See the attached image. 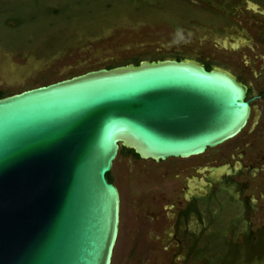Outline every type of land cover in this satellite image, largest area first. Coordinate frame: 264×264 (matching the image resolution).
Wrapping results in <instances>:
<instances>
[{
  "label": "rangeland",
  "instance_id": "374dc122",
  "mask_svg": "<svg viewBox=\"0 0 264 264\" xmlns=\"http://www.w3.org/2000/svg\"><path fill=\"white\" fill-rule=\"evenodd\" d=\"M176 55L227 71L255 97L240 132L201 154H116L110 264H264V0H0L6 93ZM210 193L208 209L221 212L220 221L201 227L191 214L175 224L185 198Z\"/></svg>",
  "mask_w": 264,
  "mask_h": 264
},
{
  "label": "water",
  "instance_id": "95a60500",
  "mask_svg": "<svg viewBox=\"0 0 264 264\" xmlns=\"http://www.w3.org/2000/svg\"><path fill=\"white\" fill-rule=\"evenodd\" d=\"M189 59L99 67L0 97V264H110L120 146L159 161L240 132L250 99Z\"/></svg>",
  "mask_w": 264,
  "mask_h": 264
},
{
  "label": "flooded vegetation",
  "instance_id": "af4514ba",
  "mask_svg": "<svg viewBox=\"0 0 264 264\" xmlns=\"http://www.w3.org/2000/svg\"><path fill=\"white\" fill-rule=\"evenodd\" d=\"M170 58H174V57H170ZM200 64H202V63H200ZM232 76L235 77L234 75H232ZM236 79L239 80L238 78H236ZM239 81H241V80H239ZM242 83H244V82H242ZM254 97H255V95H252V94L249 93V88L247 86L246 98L252 99ZM209 171H212V170H209ZM213 199L214 198L211 195V193L206 195V196H203V197H196V196L192 195L190 197L185 198V201H186L185 207L182 210L178 211V213L176 215V218H175L176 219L175 220V224L178 225L179 223H182L183 221H185L186 217L190 216L191 214H194V215L197 216V220L196 221L199 224H201L200 225L201 227H204L207 224H211V223L213 224L215 222L220 221L219 217H220L221 212L219 214L218 210H214L213 212H211L208 209V204H209L210 201H214L215 200V199L214 200ZM201 201H203V204H204L202 212L199 211V204H200ZM243 205H244L243 210L248 208L247 204L243 203ZM203 222H204V224H203ZM231 225H232V223H231Z\"/></svg>",
  "mask_w": 264,
  "mask_h": 264
},
{
  "label": "trees",
  "instance_id": "16d2710c",
  "mask_svg": "<svg viewBox=\"0 0 264 264\" xmlns=\"http://www.w3.org/2000/svg\"><path fill=\"white\" fill-rule=\"evenodd\" d=\"M35 9H32V11H35ZM60 10H62V9H57V8L53 9L54 12H58ZM22 15H24V14H22ZM22 15H19V16L15 15V16H13L12 17V20H14L16 23H19V22H21V19H22L21 16ZM174 58L177 59V60L182 59L180 56H177V55L174 56ZM138 61L139 60H137V59H132L130 62L133 63V64H137ZM201 63L204 65L205 69H209L211 67V64H209V63H206V62H201ZM108 67L109 66H107L106 68H108ZM110 67H112V66H110ZM8 94H11V93H6L4 90H0V97L5 96V95H8ZM118 152L119 153L125 152L127 154H130L132 157L137 158V155L135 153H133V151L131 149H129V148H125V147L120 146L119 149H118ZM105 177H106L107 181L112 182V177H111V175H110L109 172L105 173Z\"/></svg>",
  "mask_w": 264,
  "mask_h": 264
}]
</instances>
